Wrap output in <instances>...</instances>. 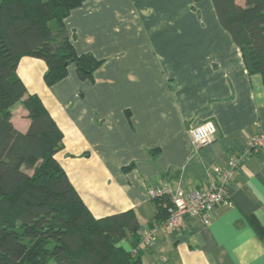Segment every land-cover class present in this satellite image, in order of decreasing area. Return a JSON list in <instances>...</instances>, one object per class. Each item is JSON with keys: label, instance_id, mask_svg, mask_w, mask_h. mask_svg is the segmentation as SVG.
Masks as SVG:
<instances>
[{"label": "crops", "instance_id": "0c3cea01", "mask_svg": "<svg viewBox=\"0 0 264 264\" xmlns=\"http://www.w3.org/2000/svg\"><path fill=\"white\" fill-rule=\"evenodd\" d=\"M193 3L85 0L63 26L77 55L102 61L92 75L71 63L48 87L45 62L30 56L16 74L61 131L53 158L93 217L130 211L140 234L152 230L142 264H264V150L244 162L208 225L198 217L176 229L157 224L147 195L163 181L205 188L264 133L262 76L248 72L211 1ZM23 99L10 108L18 133L30 122ZM205 121L216 133L195 149L188 131Z\"/></svg>", "mask_w": 264, "mask_h": 264}, {"label": "trees", "instance_id": "16d2710c", "mask_svg": "<svg viewBox=\"0 0 264 264\" xmlns=\"http://www.w3.org/2000/svg\"><path fill=\"white\" fill-rule=\"evenodd\" d=\"M84 1L0 0V264H142L135 216L93 217L53 158L61 131L41 100L26 96L16 74L19 59L30 56L45 62L48 87L66 76L71 63L82 78L92 75L102 61L77 55L63 26ZM210 1L248 72L264 81V0ZM22 99L30 122L18 133L10 108ZM152 201L160 224L170 202ZM124 240L130 250L120 245Z\"/></svg>", "mask_w": 264, "mask_h": 264}, {"label": "built area", "instance_id": "2783aa9c", "mask_svg": "<svg viewBox=\"0 0 264 264\" xmlns=\"http://www.w3.org/2000/svg\"><path fill=\"white\" fill-rule=\"evenodd\" d=\"M188 133L195 149H199L212 142L216 127L212 121H205L190 128ZM263 150L264 133H260L251 137L246 149L230 158L224 168L215 171L216 181L208 183L205 188L184 191L179 185L172 187L163 181L158 187L149 189L147 195L151 200L158 197L169 200L165 224L171 229L178 228L184 217H198L204 225H208L214 210L226 201L227 188L244 162L251 154ZM152 233V230H147L140 234L141 245L150 243Z\"/></svg>", "mask_w": 264, "mask_h": 264}, {"label": "rangeland", "instance_id": "374dc122", "mask_svg": "<svg viewBox=\"0 0 264 264\" xmlns=\"http://www.w3.org/2000/svg\"><path fill=\"white\" fill-rule=\"evenodd\" d=\"M182 1H183L184 4H186V3L188 2V0H182ZM201 1H202V0H200V1H195V0H193V2H194L193 5L195 6V3H197V2L200 3ZM235 1H236V3L239 4V5H242L243 2H244V0H235ZM193 5L191 6V10H192V8H196V7H194ZM28 173L30 174L31 171H28ZM50 264H53V263H50Z\"/></svg>", "mask_w": 264, "mask_h": 264}]
</instances>
